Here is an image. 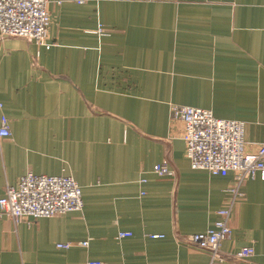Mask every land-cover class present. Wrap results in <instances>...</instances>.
Returning a JSON list of instances; mask_svg holds the SVG:
<instances>
[{"label":"crops","instance_id":"obj_1","mask_svg":"<svg viewBox=\"0 0 264 264\" xmlns=\"http://www.w3.org/2000/svg\"><path fill=\"white\" fill-rule=\"evenodd\" d=\"M47 9L49 47L0 36V116L11 131L0 137V196L27 171L67 174L83 206L29 221L0 215V264H208V250L181 239L213 226L234 173L190 166L170 108L244 121L247 151L264 141V0ZM158 163L174 173L157 175ZM241 189L213 264H264V177ZM244 246L254 249L247 261L228 256Z\"/></svg>","mask_w":264,"mask_h":264},{"label":"built area","instance_id":"obj_2","mask_svg":"<svg viewBox=\"0 0 264 264\" xmlns=\"http://www.w3.org/2000/svg\"><path fill=\"white\" fill-rule=\"evenodd\" d=\"M48 2L49 0H0V36L20 37L49 47L46 37L51 20ZM170 114L183 124L182 139L192 168L205 169L215 175H226L230 171L234 173V184L228 189V204L217 211L219 217L213 226L203 233H191L181 239L184 243L208 250V264H213L215 260L225 256L221 252V242L231 234L228 220L235 203L243 194L242 183L256 175L264 177V141L258 143L254 151H247L245 122L217 118L207 109L172 105ZM10 135L9 121L1 115L0 137ZM152 170L159 176L174 173L164 163L155 164ZM82 206L81 187L67 174L48 175L27 171L20 175L15 186L7 184L0 196V215L14 222L81 211ZM129 235V232H119L117 237ZM77 244L87 246L88 241L83 240ZM70 245L71 243L58 244L60 247ZM253 254L252 246H244L228 256L247 261ZM87 264L99 262L89 261Z\"/></svg>","mask_w":264,"mask_h":264}]
</instances>
